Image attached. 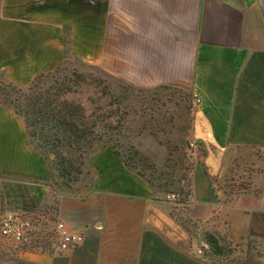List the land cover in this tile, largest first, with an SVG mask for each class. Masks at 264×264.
Returning <instances> with one entry per match:
<instances>
[{"label":"crops","instance_id":"obj_1","mask_svg":"<svg viewBox=\"0 0 264 264\" xmlns=\"http://www.w3.org/2000/svg\"><path fill=\"white\" fill-rule=\"evenodd\" d=\"M69 14L80 24L88 14L93 30L104 23L107 65L131 64L139 88L199 98L192 135L204 156L181 200L113 146L86 160L91 184L56 192L22 118L0 102V216L24 211L37 222L48 206L83 236L60 253L0 236V264H264L260 251L246 253V240L264 243V0H0V77L26 86L56 68ZM236 170L232 188L222 181ZM207 235L228 258L195 253Z\"/></svg>","mask_w":264,"mask_h":264},{"label":"rangeland","instance_id":"obj_2","mask_svg":"<svg viewBox=\"0 0 264 264\" xmlns=\"http://www.w3.org/2000/svg\"><path fill=\"white\" fill-rule=\"evenodd\" d=\"M66 18L65 45L59 69L32 84V91H44L54 82L70 77L68 85L59 89V92L55 88L52 90L51 94H57L51 100L53 98L55 103H60L58 110L61 112L70 111L78 116L82 128L95 135L92 147L83 149L82 168L88 169L87 161L93 151L113 146L120 151L130 168L137 170L150 181L157 180L163 189L177 193L181 200L187 193L191 173L204 156L201 144L192 135L193 95L170 88L156 91L139 88L136 72L128 70L131 64H116L120 67L119 71H116L114 64V70L112 64L107 65V53L110 51L111 54L113 48L107 45L104 23L102 28L93 30L88 14L81 16V24L77 15L69 14ZM123 50L128 56L129 47H114L118 54ZM122 66L127 69L126 72L121 70ZM73 71L81 77L70 76ZM130 74L133 76L129 77ZM9 83L0 77V100H11V103L14 100V103L19 102L24 108L26 99L22 94L28 90L31 82L22 86L23 91L12 89ZM7 105L14 109V104ZM75 110L79 112L74 113ZM19 117L22 118L20 115ZM33 144L35 151L44 155L36 142L33 141ZM242 168L250 171L251 163L243 164L240 169ZM50 170L53 169L50 167ZM53 174L51 186L56 192L75 190L93 182L90 173L82 174L79 180L67 185L57 176L55 170ZM241 176L242 173L236 170L235 173H229L222 182L234 188L241 184ZM45 208L47 213L40 212V209L39 216L34 217H38V221L32 220L33 226L26 233L28 240L35 245L54 243L56 211L48 206ZM214 238L222 246L220 251L213 253L206 242L204 255L213 260L217 257L225 260L230 253L228 246L224 245L221 238ZM246 241L247 254L256 249H264L261 240Z\"/></svg>","mask_w":264,"mask_h":264},{"label":"trees","instance_id":"obj_3","mask_svg":"<svg viewBox=\"0 0 264 264\" xmlns=\"http://www.w3.org/2000/svg\"><path fill=\"white\" fill-rule=\"evenodd\" d=\"M58 69L59 65L53 70L41 72L33 78L28 90L22 94L24 99H26L24 108L19 102L14 103V100L12 103L11 100H8L9 102L0 100V102L9 105L14 104V111L23 118L27 133L36 142L37 146L41 148L49 163V167L53 169L50 170L51 180L55 170L57 176L67 185L79 180L83 174V149L92 147L95 135L82 128L80 122H78L80 120L78 116L70 113V111L61 112V110H58L60 103H55L53 98L51 100V97L57 94H51L52 90L55 88L59 92V89L68 85L70 77L54 82L44 91H32V84L56 73ZM72 75L81 77L75 71L71 72L70 76ZM8 85L16 91H23L24 89V87L17 86L11 82ZM27 106H30V108L27 109ZM73 112L77 113L79 111L75 110ZM206 241L208 249L212 250L213 253L220 251L222 246L213 235H207Z\"/></svg>","mask_w":264,"mask_h":264},{"label":"built area","instance_id":"obj_4","mask_svg":"<svg viewBox=\"0 0 264 264\" xmlns=\"http://www.w3.org/2000/svg\"><path fill=\"white\" fill-rule=\"evenodd\" d=\"M199 98L194 95L192 98L193 106H196ZM173 200H178V194H172ZM32 226V215L24 211H14L0 216V236L11 238L15 243L24 245L28 244L29 240L26 235L27 231ZM54 246L57 252H63L71 247L80 244L83 241V236L73 232L63 221L57 220L54 227ZM207 244L203 243L202 247H197L195 253L203 256V249ZM264 257V249H256Z\"/></svg>","mask_w":264,"mask_h":264}]
</instances>
